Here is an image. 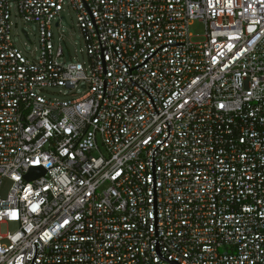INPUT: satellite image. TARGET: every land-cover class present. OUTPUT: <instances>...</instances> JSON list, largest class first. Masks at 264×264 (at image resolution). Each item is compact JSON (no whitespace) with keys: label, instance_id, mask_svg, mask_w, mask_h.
Segmentation results:
<instances>
[{"label":"built area","instance_id":"built-area-1","mask_svg":"<svg viewBox=\"0 0 264 264\" xmlns=\"http://www.w3.org/2000/svg\"><path fill=\"white\" fill-rule=\"evenodd\" d=\"M0 264H264V0H0Z\"/></svg>","mask_w":264,"mask_h":264},{"label":"rangeland","instance_id":"rangeland-1","mask_svg":"<svg viewBox=\"0 0 264 264\" xmlns=\"http://www.w3.org/2000/svg\"><path fill=\"white\" fill-rule=\"evenodd\" d=\"M65 17V21H62L60 28H55L53 26V43L56 48L58 45L61 47L63 52V57L60 59L61 63L79 62L82 63L84 68L87 69L88 59L85 54V42L78 30L77 20L75 14L65 8L62 14ZM12 22L14 26L11 28V37L14 45L22 53L28 55L30 52H34L38 48V31L37 27L33 23H26L21 18H13ZM25 30L29 34V41L22 35L21 31ZM189 32L194 36L193 41L197 42L203 33V26L195 21L189 27ZM59 39V40H58ZM75 96L81 95V92H75ZM44 95L49 99L54 100H69L74 95L64 93V91L59 92L58 89H50L44 92ZM14 224H3L1 225V232L4 233L7 230H13Z\"/></svg>","mask_w":264,"mask_h":264},{"label":"water","instance_id":"water-1","mask_svg":"<svg viewBox=\"0 0 264 264\" xmlns=\"http://www.w3.org/2000/svg\"><path fill=\"white\" fill-rule=\"evenodd\" d=\"M57 25V24H56ZM44 173L43 170H40V171H34V170H31L28 174H27V178L28 179H31L33 177H37L39 175H42Z\"/></svg>","mask_w":264,"mask_h":264}]
</instances>
